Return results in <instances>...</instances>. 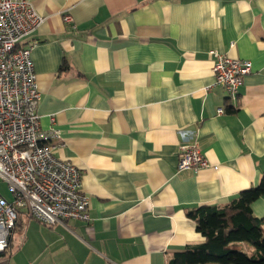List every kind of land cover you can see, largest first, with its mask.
I'll return each instance as SVG.
<instances>
[{
	"label": "crops",
	"instance_id": "1",
	"mask_svg": "<svg viewBox=\"0 0 264 264\" xmlns=\"http://www.w3.org/2000/svg\"><path fill=\"white\" fill-rule=\"evenodd\" d=\"M28 1L43 18L21 40L40 130L79 169L89 221L44 226L22 211L0 264H166L202 241L188 210L264 172V0ZM214 53L251 62L236 101L213 86ZM194 136L209 165L178 170ZM252 210L264 215V195Z\"/></svg>",
	"mask_w": 264,
	"mask_h": 264
},
{
	"label": "built area",
	"instance_id": "2",
	"mask_svg": "<svg viewBox=\"0 0 264 264\" xmlns=\"http://www.w3.org/2000/svg\"><path fill=\"white\" fill-rule=\"evenodd\" d=\"M63 20L72 22L69 15ZM42 21L28 0H0V180L11 195L7 199L0 193V255L6 252L22 211L44 226L89 221V198L81 190L79 169L53 155L55 147L48 142L58 132H42L39 126L40 92L32 46L22 47L21 40ZM213 55V86L236 101L242 79L251 72V62ZM222 113L223 109L217 110L218 115ZM177 159L178 170L197 171L209 165L197 136L179 146Z\"/></svg>",
	"mask_w": 264,
	"mask_h": 264
},
{
	"label": "trees",
	"instance_id": "3",
	"mask_svg": "<svg viewBox=\"0 0 264 264\" xmlns=\"http://www.w3.org/2000/svg\"><path fill=\"white\" fill-rule=\"evenodd\" d=\"M263 195L264 172L256 187L227 203L188 210L202 241L174 252L166 264H264V215L252 210Z\"/></svg>",
	"mask_w": 264,
	"mask_h": 264
},
{
	"label": "rangeland",
	"instance_id": "4",
	"mask_svg": "<svg viewBox=\"0 0 264 264\" xmlns=\"http://www.w3.org/2000/svg\"><path fill=\"white\" fill-rule=\"evenodd\" d=\"M0 193L7 199L11 198V195L8 193L6 184L0 180Z\"/></svg>",
	"mask_w": 264,
	"mask_h": 264
}]
</instances>
